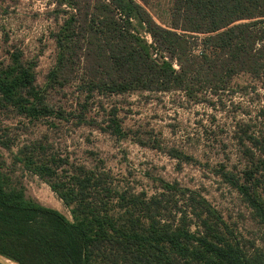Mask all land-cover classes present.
Instances as JSON below:
<instances>
[{
	"label": "trees",
	"instance_id": "16d2710c",
	"mask_svg": "<svg viewBox=\"0 0 264 264\" xmlns=\"http://www.w3.org/2000/svg\"><path fill=\"white\" fill-rule=\"evenodd\" d=\"M54 1L70 12L53 36L58 55L48 88L76 83L77 106L67 112L52 105L47 86L36 85L32 67L15 52L11 64L0 65V108L29 123L81 125L94 104L103 108L104 95L179 92L187 104L216 105L233 92V79L246 77L236 92L249 104L239 106L246 116L239 140L262 165L241 184L223 175L264 226L257 195L264 190V0H170L168 27L148 10L161 0ZM109 115L106 129L125 135L116 111ZM13 145L0 135L1 147ZM169 153L194 161L175 148ZM15 162L43 179L73 218L26 199L0 171V255L18 264H264V253L237 239L205 197L176 183L152 195L134 192L105 166L71 163L48 140L21 145Z\"/></svg>",
	"mask_w": 264,
	"mask_h": 264
},
{
	"label": "rangeland",
	"instance_id": "374dc122",
	"mask_svg": "<svg viewBox=\"0 0 264 264\" xmlns=\"http://www.w3.org/2000/svg\"><path fill=\"white\" fill-rule=\"evenodd\" d=\"M150 6L148 10L154 20L168 27L171 1H152ZM66 11L70 12V8L54 0H0V65L11 64L12 55L20 52L23 64L31 66L35 73L36 85L47 86L51 104L62 105L71 112L80 100L77 84L48 88V75L58 55L53 36L68 16ZM247 82L246 77L233 79L230 88L233 92L224 96L223 104L216 105L214 101L187 104L179 92L104 95L100 100L103 108L100 103L94 104L87 112V123L81 125L63 121L55 125L29 123L0 108V135L11 138L15 144L11 149L0 146V171L11 188L22 189L26 199L57 210L73 222L70 208L49 185L15 162L21 145L48 140L53 151L68 157L71 163L92 168L105 166L134 192L152 195L166 183L196 192L223 216L237 239L253 251L264 253V226L246 197L223 175H233L241 184L247 172H255L262 165L258 156L249 158L246 152L249 145L239 140L238 123L246 119L239 106L248 108L249 104L236 92ZM112 110L116 111L117 125L125 135L106 129L114 118L109 115ZM172 148L183 151L194 161L187 163L173 158L169 155ZM260 175H254V179ZM257 195L264 201L262 188Z\"/></svg>",
	"mask_w": 264,
	"mask_h": 264
},
{
	"label": "bare ground",
	"instance_id": "6f19581e",
	"mask_svg": "<svg viewBox=\"0 0 264 264\" xmlns=\"http://www.w3.org/2000/svg\"><path fill=\"white\" fill-rule=\"evenodd\" d=\"M0 261L3 263V264H14L13 262H10L6 259H3V258H0Z\"/></svg>",
	"mask_w": 264,
	"mask_h": 264
},
{
	"label": "water",
	"instance_id": "95a60500",
	"mask_svg": "<svg viewBox=\"0 0 264 264\" xmlns=\"http://www.w3.org/2000/svg\"><path fill=\"white\" fill-rule=\"evenodd\" d=\"M0 258H2V257L0 256ZM0 263L3 264L1 261H0Z\"/></svg>",
	"mask_w": 264,
	"mask_h": 264
}]
</instances>
